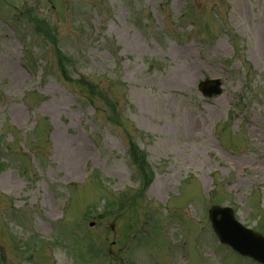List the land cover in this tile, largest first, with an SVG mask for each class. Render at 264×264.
<instances>
[{"label":"rangeland","instance_id":"1","mask_svg":"<svg viewBox=\"0 0 264 264\" xmlns=\"http://www.w3.org/2000/svg\"><path fill=\"white\" fill-rule=\"evenodd\" d=\"M128 133L154 178L96 219L139 189ZM213 204L264 231V0H0V264H258Z\"/></svg>","mask_w":264,"mask_h":264},{"label":"water","instance_id":"2","mask_svg":"<svg viewBox=\"0 0 264 264\" xmlns=\"http://www.w3.org/2000/svg\"><path fill=\"white\" fill-rule=\"evenodd\" d=\"M199 89L204 95L211 97L221 93V82L208 79L200 83ZM209 218L221 243L231 246L241 256L252 257L264 264V236L244 227L235 218L231 207L213 206L209 210Z\"/></svg>","mask_w":264,"mask_h":264},{"label":"trees","instance_id":"3","mask_svg":"<svg viewBox=\"0 0 264 264\" xmlns=\"http://www.w3.org/2000/svg\"><path fill=\"white\" fill-rule=\"evenodd\" d=\"M31 21H33L35 30H38L39 32H44V38L48 39L54 46L57 55L59 56V60H64V56L59 50L58 46V40H57V34L54 31V29L49 25V23L44 20L40 19L39 17L31 16L29 17ZM111 109L114 114V119L112 120L114 123H120L119 125H122L120 121V114L117 110V107L111 103ZM128 135V141H129V156L132 160V163L136 166L137 170L139 171L142 181H143V188L147 187L151 179L153 178V172L150 170V166L145 159L144 153L139 149L137 146L135 140L133 139L134 136L130 133ZM143 190L140 189L138 192L135 191H129L124 192L118 195L117 197L107 198L106 207L107 210L110 212L117 211L115 214L117 215L120 212H126L129 210H132L131 208H136L137 200L139 197L143 196Z\"/></svg>","mask_w":264,"mask_h":264}]
</instances>
